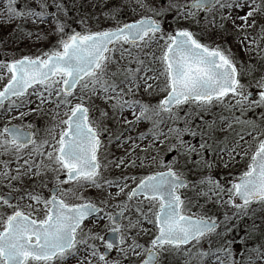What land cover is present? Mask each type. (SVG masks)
<instances>
[{"label": "snow or ice", "instance_id": "1", "mask_svg": "<svg viewBox=\"0 0 264 264\" xmlns=\"http://www.w3.org/2000/svg\"><path fill=\"white\" fill-rule=\"evenodd\" d=\"M125 9L139 18L124 22ZM70 10L64 0H0L7 22L51 21L49 33L18 24L24 38H57L38 54L0 59V185L9 189L0 205L11 209L0 212V264H264L254 219L239 253L233 235L253 205L264 211V0H119L103 13L115 26L95 31L71 28ZM33 115L51 117L46 136L23 123ZM113 145L125 155L109 159ZM237 157L247 158L239 175H213ZM109 167L148 171L108 179ZM49 175L45 197L35 186ZM89 188L104 194L86 197ZM201 198L234 211L193 213ZM25 199L26 210L13 203ZM100 221L107 236L93 230Z\"/></svg>", "mask_w": 264, "mask_h": 264}, {"label": "rangeland", "instance_id": "2", "mask_svg": "<svg viewBox=\"0 0 264 264\" xmlns=\"http://www.w3.org/2000/svg\"><path fill=\"white\" fill-rule=\"evenodd\" d=\"M78 1L79 0H66V4H68L69 8L70 9L71 8L74 9L73 10V19H72L74 21V24H75L74 26L78 27L79 30H81L82 27H85V26L91 28L93 31L99 30L95 26L104 24V23H102L100 21L102 19H104L105 17L102 16L100 18L98 13L97 14L94 13V12H96L98 10L94 11L92 9V11H94L93 12L94 14L91 13L93 16L89 20L87 17L83 16L84 12L87 10V8H85V7L83 8V12L82 13H80V14L77 13V8L76 7L78 6ZM108 1L109 0H90V2L98 3L99 5L104 4V3H108ZM49 2H51V0H49ZM155 2L156 3H160V2L166 3V0H155ZM180 2L181 3H186V2H188V0H180ZM51 11H54V9H52ZM107 11H108V9H107ZM129 14L133 15L131 13V11L125 9L122 12L121 16L123 17L124 15H129ZM201 15H203V14H201ZM68 17H69V14H68ZM82 18L86 21V24L83 25V26L79 23V21ZM138 18H139L138 15H136V16L133 15V16H131V20L130 21H132L134 19H138ZM171 19H172V16L169 15V17L167 18V21L165 23V27L166 28L168 27V23L171 22ZM94 20H96V22L93 23ZM68 21H69V18H68ZM18 24H22L23 30L26 29L27 32H33L34 33V32H36L39 29H43L44 33H49V32L52 31V29L49 27V25H51V21L50 20L48 21V23L43 24V26H45L43 28V27H41L42 24H33L31 21H28L26 23H24L22 21H19V20H13L11 22H7L4 19L0 18V59H5V58L11 59L13 53H15L17 58L20 55H24V54H38L39 50H41V49L47 50L48 47H51L56 42L57 38H56L55 35H49L47 37V39H44V40H41V41H37L35 35H33L30 38H26L21 43L11 41L10 39H11L12 35L15 34L18 31V29H17V25ZM68 24L70 25L69 22H68ZM185 26H187V25H185ZM75 27L71 26V28H74V29H75ZM107 27H109V26H107ZM107 27H105V28H107ZM110 27H114V26H110ZM192 29L194 31H198V29L196 28L195 25L192 26ZM229 45L232 46L233 51H238L237 45H236L235 41L231 37H229ZM238 54L241 56L242 59H245V60L248 59V57L245 56L242 51H239ZM117 55H118V53H117ZM6 82H7L6 79L3 80V81H0V89L3 88V86H4V84ZM253 91H255V89H253ZM141 95L143 96V98L145 100H149L150 99L153 103H155L156 100H158L160 98L159 96L148 97V96L144 95L143 92H141ZM33 100H35V97H33ZM96 103L98 105H100V107H106L99 100H97ZM32 107H35V104H33ZM213 111H218V109H214ZM15 114L16 113H13V115H15ZM182 114L183 113H181V115ZM93 116L94 117H98L99 113L96 112L95 110H93ZM131 118L132 117L129 114V119H131ZM211 118H212L211 116H207L206 117V119H211ZM3 120H4V118L2 116H0V127L3 126ZM29 122H32L34 125H36V127L40 129L39 136L40 137H44V136L47 135L45 133L44 129L50 125L51 117H43V116L33 115V116L26 117L24 119V121H23V123H25V124H27ZM12 123H17L18 124V123H21V121L13 120ZM147 128H148V124L142 123L136 128V130L132 133V135H136L137 132L146 131ZM253 135H255V133H253ZM246 140L251 141V137H246ZM149 142H150L149 140H145L143 142H139L138 141V143H140L141 148L145 147ZM111 153H112V155L109 156V159H113V160L116 159V157H118V156L125 155L124 150L116 148L115 145L112 146ZM139 154L141 156L144 155V153H142V152L139 153ZM132 156H135V153H133ZM3 158L7 159V157H3ZM130 159H131V157H130ZM237 160H239L240 162L236 163V164H233V165H230V167L228 169H223L222 167L221 168H215L213 170V175H215L217 178L223 176V177H226L228 179H230L231 176L239 175V173L242 170H245V168H246L247 158H245L244 160H240V158L237 157ZM12 167H15V164H13ZM147 171H148V169H144V168H126V167L115 168V167H109V169L104 172V176L106 178H108V179H114V178L119 177L121 175H136V176H140V175L146 174ZM189 176L191 177V179H195V176H193L191 174ZM61 178L64 179L65 177L62 176ZM43 179L47 180V182H48L47 187H45L43 184L40 183L39 180H37L36 181V186H35V191H37V192L41 193L42 195H44L45 197H47L49 195L48 187L52 186L53 181H52L51 175H49L48 177H45ZM32 183L33 182L31 180H29V181L26 182V185L30 188ZM128 183H129L130 186H134L131 181H128ZM221 183H226V180H221ZM105 191L106 192L110 191L113 194H115L117 189L115 187H113L111 189H106ZM183 191L188 196H192L193 199L195 200V196L193 195V193L189 192L188 190H183ZM7 192H9V189L4 187V186H2V185H0V195L5 194ZM21 194L22 193H15V195H17V196H19ZM103 194L104 193H102V192H100V191H98V190H96L94 188H89L86 191H84V195L86 197H91V198H97V197H99V196H101ZM119 199H124V197L121 196ZM225 199H227V197H225ZM17 202L20 203L22 208H25V206L29 203V201L27 199L22 200V201H13V203H17ZM73 202H76V201H73ZM199 205H204L203 211H209L210 214L217 213L218 211L222 210L226 206V205L217 206V205H214L212 203L205 204L204 199L201 198L199 200V203L196 206H193L191 208V211L193 213L201 212L202 209L200 208ZM25 210H26V208H25ZM114 210L115 209H112V211H114ZM4 211H7L8 213H10L11 209H8V208L0 205V212H4ZM86 223L89 226H93V221L92 220H88ZM106 223H107V221H100L97 227H93V230L94 231H100L102 235H106L107 232H106V230H104V226H105ZM145 227L146 228H151V226H149V225H145ZM153 231H154V229H153ZM149 239H150V236H141L140 237L141 243H146ZM98 244H99V242H98ZM101 250L102 251L104 250L102 245H101ZM116 255H117L116 250L115 249L111 250L110 258H116ZM179 263L183 264V257H180ZM69 264H75V261L70 260ZM136 264H139V261H136Z\"/></svg>", "mask_w": 264, "mask_h": 264}, {"label": "trees", "instance_id": "3", "mask_svg": "<svg viewBox=\"0 0 264 264\" xmlns=\"http://www.w3.org/2000/svg\"><path fill=\"white\" fill-rule=\"evenodd\" d=\"M64 2L66 3V0H64ZM117 3H119V0H109L108 3H104V4H101V5H99L98 3L90 2V0H79L78 1V6L76 8H77V13H79V14L83 12V8L84 7L87 8V10L84 12L83 16L84 17H87L90 20L92 18V16H93L91 13H93L94 11L98 10V11H96L94 13H96V14L98 13L99 16H100V18H101L102 16H104L103 13L106 12L109 7H112L114 4H117ZM105 4H107V7L104 6ZM92 9L94 11H92ZM73 10L74 9L71 8V10L68 12V14H69V17H68L69 18V21L68 22L70 23V26L75 27L74 26L75 25L74 24V21L72 20L73 19ZM131 16H133V15H130V14L129 15H124L123 17L121 16V19L124 22H130ZM94 22H96V20H94L93 23ZM100 22H102L104 24L96 25L95 26L99 30L100 29H103V28H105L107 26H109V27L110 26H115V24H114L113 21L107 20L105 18L102 19ZM41 27L44 28L45 26H43V24H42ZM49 27L52 29V26L51 25H49ZM75 29L79 31L78 27H75ZM24 32H27V30L24 29ZM25 39L26 38H24L22 36V34L20 33V31L18 30L15 34L12 35V37H11L10 40L11 41H14V42L21 43ZM249 116L252 117L253 114L250 113ZM189 179H191L190 176H189ZM253 207L254 208H257V211H256L255 216H253L252 219H249V218L245 217L242 220H239L238 221L239 222V229L236 232L233 233V235L237 236V241L234 244V248H235V250L238 253L243 248V245L239 242V237L244 236L245 229L247 227H250L251 226L253 219L255 220V222L257 223V225H260L261 226V230H264V220L261 219V217H264V211L259 210L258 206H256V205H253ZM225 211H228L231 214V212L234 211V210L233 209H230L226 205L222 210L218 211L217 213H214V215L218 216L220 219H223V213ZM256 235H257V239L256 240H249L248 241V246L249 247L253 246L255 243H260L261 242V240L259 239V232ZM204 247L205 248L207 247V244L206 243H205ZM179 260H180V257H174V258H172V264H180L179 263Z\"/></svg>", "mask_w": 264, "mask_h": 264}, {"label": "water", "instance_id": "4", "mask_svg": "<svg viewBox=\"0 0 264 264\" xmlns=\"http://www.w3.org/2000/svg\"><path fill=\"white\" fill-rule=\"evenodd\" d=\"M105 236H107V234Z\"/></svg>", "mask_w": 264, "mask_h": 264}]
</instances>
